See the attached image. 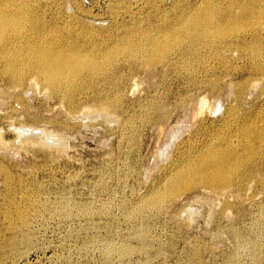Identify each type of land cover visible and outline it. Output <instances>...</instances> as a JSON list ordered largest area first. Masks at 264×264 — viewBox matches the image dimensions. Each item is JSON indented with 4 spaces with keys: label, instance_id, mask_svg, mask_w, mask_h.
Segmentation results:
<instances>
[{
    "label": "rangeland",
    "instance_id": "rangeland-1",
    "mask_svg": "<svg viewBox=\"0 0 264 264\" xmlns=\"http://www.w3.org/2000/svg\"><path fill=\"white\" fill-rule=\"evenodd\" d=\"M114 1L63 0L62 8L44 11L75 13L99 32L114 23L108 8ZM128 1L139 29L149 30L162 21L160 14L171 19L173 5L208 3L222 10L231 3L237 14L254 0H157L151 23L142 22L150 5ZM260 35L264 42V31ZM232 42L233 48L208 44L199 58L176 61L164 74L117 64L119 87L95 85L120 93L122 111L113 114L91 104L97 96L90 89L81 88L80 105L69 112L66 102L32 81L14 88L0 80V167L11 178L5 187L0 177V264H264V59H251L264 55V43H253L248 28L236 31ZM255 64L261 73L250 72ZM212 80L218 81L213 89ZM200 98L206 104L199 114ZM153 99L160 105L154 117L139 122ZM131 118L138 120L132 132L121 125ZM246 121L262 135L255 154L243 159L253 179L227 192L192 186L166 200L157 214L148 209L129 216L168 183L178 162L203 153L213 139L239 138ZM25 141L33 145L24 147ZM39 146L52 148L51 154L44 157ZM27 196L45 211L37 212ZM16 210L25 222L10 220Z\"/></svg>",
    "mask_w": 264,
    "mask_h": 264
},
{
    "label": "bare ground",
    "instance_id": "bare-ground-1",
    "mask_svg": "<svg viewBox=\"0 0 264 264\" xmlns=\"http://www.w3.org/2000/svg\"><path fill=\"white\" fill-rule=\"evenodd\" d=\"M127 1L115 0L109 3L114 23L109 30L97 32L75 13L66 16L61 9L49 14L44 11L50 5L62 8L63 0H0V80L6 79V83L14 88L25 85L27 80L32 81L34 85L46 89L50 95L66 102L69 112H74L79 107L80 97L77 95L82 93L79 92L81 88L90 89L97 96L92 98L91 104L103 113L113 114L122 111L120 93L112 90L104 92L96 89L95 85L104 81L108 87H119L121 77L114 75V72L119 71L115 67L117 64L128 71L136 68L143 71L159 68L164 74L174 67L176 61L187 60L185 63H189V58H199L208 44L222 42L224 47H231L236 31L245 28H248L253 43H264L257 40L261 38L260 32L264 31V0H254L242 6L237 14L236 8L230 9L231 3L222 10L208 3L190 9L173 5L167 11L171 19L166 14H160L162 21L151 24L152 29L149 30L139 29L141 24L137 23L138 17H134L135 12L129 9L132 4ZM139 1L150 5V9L146 8L145 11H148L143 14L142 22L144 18L152 22L153 16L150 13L155 4L158 8V1ZM119 9L125 10L124 13L119 15ZM150 30L153 35L148 33ZM252 58H262L263 61L264 55ZM253 61L259 64L258 61ZM262 71V66L256 64L250 70L252 73ZM216 81H210L209 87L215 88ZM241 87L238 86L236 90L238 102L242 98ZM198 101L197 109L200 114L206 103L201 98ZM159 106V101L149 100L143 110L150 111L139 122L153 118V113ZM137 121L134 118L124 119L121 125L132 132ZM240 128L242 134L239 138L225 136L217 142L213 139L206 145L203 153L186 162H178L168 183L161 185L162 189L156 188L149 198L140 202L139 207L129 212V216L139 217L144 212H149L148 209L157 214L166 200L192 186L227 192L230 186L241 185L243 179H253L254 170L243 168L246 165L243 159L248 153H251L250 156L255 154L254 148L262 142V135L254 129L252 121H246ZM234 139H237L236 144L232 143ZM25 142L24 147L33 145ZM38 149L44 157H48L52 150L40 149V146ZM57 149L54 148L55 151ZM0 177L3 178V185L8 187L11 178L2 167ZM26 200L37 212L45 211L42 205L37 204L35 197L27 196ZM85 211V208L80 210L83 214ZM10 220H20L23 223L25 216L22 211L16 210L10 215ZM119 250L126 252L125 247Z\"/></svg>",
    "mask_w": 264,
    "mask_h": 264
}]
</instances>
